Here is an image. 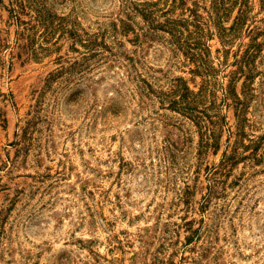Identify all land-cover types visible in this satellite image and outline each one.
<instances>
[{
  "label": "rangeland",
  "instance_id": "374dc122",
  "mask_svg": "<svg viewBox=\"0 0 264 264\" xmlns=\"http://www.w3.org/2000/svg\"><path fill=\"white\" fill-rule=\"evenodd\" d=\"M28 1L0 0V264H264L263 36L239 62L262 0L226 42L238 7L175 9L201 15L208 72L160 25L171 0L152 29L131 3L157 0H41L51 33ZM185 86L204 121L173 103Z\"/></svg>",
  "mask_w": 264,
  "mask_h": 264
},
{
  "label": "trees",
  "instance_id": "16d2710c",
  "mask_svg": "<svg viewBox=\"0 0 264 264\" xmlns=\"http://www.w3.org/2000/svg\"><path fill=\"white\" fill-rule=\"evenodd\" d=\"M161 1L162 0H157L155 2L141 4L131 3L134 4L135 9H139L140 11H142L147 21H149V29H152L153 26H156V15H158L157 12L160 10L158 8H153V6H156ZM169 1L170 0H164L166 6L169 4ZM171 1L173 8H167L163 11V15L167 16V18L165 23H160V25L164 26V28L167 27V30L171 34L170 41L172 43H176L179 46L185 48L186 51L191 54L192 57H195V59L199 62L198 67L195 69L196 72L210 71L208 51L209 45L207 44V40H205L204 38L207 33L205 32V28L202 25L203 21L202 19H200L201 15L198 14L197 10L193 9L192 11L195 15L193 19L194 22H190L189 19L182 16L174 17L172 15L175 12L176 8L186 9V0ZM262 2L263 3L261 9L263 10L264 0H262ZM28 3L36 6L38 16L41 17L43 23L45 24V26H47V32H55L57 29L60 28L66 29L65 24H63L61 20L58 21L57 25L51 22L46 4H44L43 1L29 0ZM194 3L197 5V0L194 1ZM19 5L20 7H23V3H20ZM236 8L238 10L236 16L234 17L233 24L230 27L222 26L221 28L223 42H226V38H230L231 35H235L236 33L241 32V30L246 26L249 20L252 21L249 23L248 28L250 29V31L254 30L253 26H251V23H253L254 18L257 14V12H255L256 0H212V9L216 12L218 19L228 18L229 13L231 11H234ZM191 24L193 25V28L189 27ZM74 33L75 35H78L77 32ZM260 36L264 37V32H259L258 35L252 36L250 45L243 51V53L241 54V58L239 59V62H242L241 69L247 67V73H251L253 65L255 66V52H257L259 48L263 45V42L259 41ZM242 72H244V70H242ZM235 80L236 79H234V81ZM230 88L231 89L227 90V94L231 93L233 95V99L237 105L244 106L245 102H247V98H242L236 92H234L231 85ZM184 89L186 90L184 99L182 101L174 100L173 103L175 105L179 104L180 109H182L186 113L197 116L202 119V115L206 114L208 110L213 107V104H211V106H204L206 100V93H204L202 89L197 92L191 90L189 86H185ZM202 120L204 121V119ZM212 123L214 124V127L212 128V133H204L205 139L202 140V149L204 151L211 145L217 143V132L219 131V128H222L228 122L225 117H220L212 121ZM205 128H207V125H205ZM211 138H213L212 141ZM224 158L229 161L233 158V156L227 155L225 152Z\"/></svg>",
  "mask_w": 264,
  "mask_h": 264
}]
</instances>
